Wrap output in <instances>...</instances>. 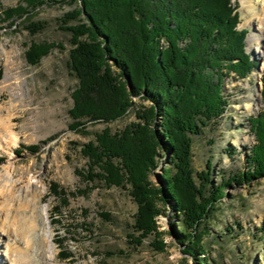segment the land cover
Instances as JSON below:
<instances>
[{
    "label": "trees",
    "instance_id": "1",
    "mask_svg": "<svg viewBox=\"0 0 264 264\" xmlns=\"http://www.w3.org/2000/svg\"><path fill=\"white\" fill-rule=\"evenodd\" d=\"M23 1L25 8L4 11L5 18L45 3L75 0ZM77 1L78 7L62 17L71 46L66 64L77 81L68 112L72 128L80 121L107 124L121 118L133 105L132 97L149 103L135 114L136 122L115 131L104 128L95 142L82 146L87 163L82 178L127 187L136 205L131 224L136 246L146 237L160 236L155 218L167 207L181 252L202 264L206 221L225 186L264 174V112L247 119L256 144L244 155L246 171L220 176L216 184L210 162L201 172L191 166L192 137L215 124L228 106L224 79L242 80L257 67L244 51L246 30H236L235 5L230 0ZM37 27L26 28L33 33ZM52 47L30 42L23 52L26 63L37 64ZM260 82L264 101V71ZM24 149L33 152L36 147ZM157 150L167 166L154 186L148 174L157 165Z\"/></svg>",
    "mask_w": 264,
    "mask_h": 264
},
{
    "label": "rangeland",
    "instance_id": "2",
    "mask_svg": "<svg viewBox=\"0 0 264 264\" xmlns=\"http://www.w3.org/2000/svg\"><path fill=\"white\" fill-rule=\"evenodd\" d=\"M230 1L236 4V30H246L244 51L257 67L242 80H230L229 76L224 79L226 110L215 124H208L200 135L192 137L193 171H204L206 162H210L211 181L216 184L220 176L226 179L246 171L244 155L256 144L247 119L264 112L260 97L264 61L245 42L254 31L245 24L253 12L242 16V0ZM78 4L77 0L72 4L45 3L26 8L27 14L6 19L4 11L25 8V3L0 0V107L8 109L2 117L12 116L10 124L17 136L15 142L6 139L10 149L0 147L3 184L9 186V182L35 177L41 181V202L52 230L55 264H194L175 241L169 226L174 219L167 207L164 215L155 218V231L160 236L146 237L136 246L137 235L131 231L136 205L127 187L98 180L90 183L82 178L87 166L82 146L95 142V134L104 128L115 131L136 122L135 114L149 103L132 97L133 105L121 118L107 124L80 121L72 128L68 112L73 107L77 81L66 64L71 46L68 32L62 29V17ZM31 24L38 25L33 33L26 28ZM30 42L54 47L37 64L29 65L23 52ZM27 146H35L36 150L28 152L24 149ZM156 152L154 175L148 174L154 186L167 166L161 151ZM223 190L206 221L202 264H264V174L237 183L231 181ZM0 218L6 222L4 214ZM5 249L0 238V264H7ZM59 252L61 257L66 255L64 260L59 259Z\"/></svg>",
    "mask_w": 264,
    "mask_h": 264
},
{
    "label": "bare ground",
    "instance_id": "3",
    "mask_svg": "<svg viewBox=\"0 0 264 264\" xmlns=\"http://www.w3.org/2000/svg\"><path fill=\"white\" fill-rule=\"evenodd\" d=\"M241 10L242 16L253 12L245 24L252 26L254 31L245 42L264 61V0H242ZM6 110L0 107V147L10 149L6 139L15 142L17 136L10 124L12 116L2 117ZM3 182L0 176V217L4 214L6 219L5 222L0 218V238L6 245L5 262L55 264L52 230L49 228L47 209L41 202V181L35 177L34 180L9 182V186Z\"/></svg>",
    "mask_w": 264,
    "mask_h": 264
},
{
    "label": "water",
    "instance_id": "4",
    "mask_svg": "<svg viewBox=\"0 0 264 264\" xmlns=\"http://www.w3.org/2000/svg\"><path fill=\"white\" fill-rule=\"evenodd\" d=\"M129 86V81H127V87ZM152 174L154 175V172H152Z\"/></svg>",
    "mask_w": 264,
    "mask_h": 264
}]
</instances>
